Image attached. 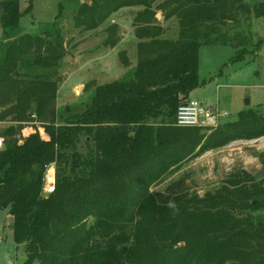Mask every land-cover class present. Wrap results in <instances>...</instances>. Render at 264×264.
Returning <instances> with one entry per match:
<instances>
[{"label": "trees", "instance_id": "obj_1", "mask_svg": "<svg viewBox=\"0 0 264 264\" xmlns=\"http://www.w3.org/2000/svg\"><path fill=\"white\" fill-rule=\"evenodd\" d=\"M154 1L90 0L79 6L74 22L85 29L119 8L142 9L133 18L135 66L96 86L73 115L56 112V82L16 71L30 53L34 66L55 65L64 55L59 36L52 41L47 31L25 33L0 43V120L11 122L0 130V209L12 217L8 226L14 242L24 246L26 264H264V183L238 172L201 195L149 190L185 158L264 136L259 106L215 127L173 122L177 107L199 85L200 45L225 43L224 35L215 36V23L238 9L262 17L264 2L248 7L244 0H162L155 8L178 19V38L168 40L158 38ZM0 7L8 36L17 27L18 0H3ZM237 36L229 41L238 45ZM158 117L163 122L148 121ZM80 136L93 144L86 156L75 150ZM61 163L69 164L68 173L57 169L50 191L49 170L44 188L47 167ZM127 242L121 251L118 245Z\"/></svg>", "mask_w": 264, "mask_h": 264}, {"label": "rangeland", "instance_id": "obj_2", "mask_svg": "<svg viewBox=\"0 0 264 264\" xmlns=\"http://www.w3.org/2000/svg\"><path fill=\"white\" fill-rule=\"evenodd\" d=\"M161 1L155 0L152 3V8L158 13L154 23L161 29L158 38L175 40L179 34L178 19L176 16L164 18V13L155 8ZM259 2L264 0L243 1L248 7ZM89 3L90 0H31L30 8L26 10L29 0H18L20 15L17 27L8 30L6 36L0 24V43L21 34L39 35L44 31L48 32V38L52 41L56 36L62 39L64 55L55 65L34 66L31 64L34 54L30 53L18 62L16 68L23 77L39 76L56 82L55 106L61 116L73 115L82 110L89 103L96 86L126 76L137 62L138 39L133 18L142 6L119 8L96 27L85 29L75 24L74 17L79 6ZM215 24V36L224 35L225 43L220 40L213 45H200L197 69L199 85L189 91L188 97L227 114L226 118L221 117L218 121L233 119L239 110L247 107L259 106L263 109L264 16L256 18L252 13L238 9L230 19ZM236 34L239 35L236 41H241L238 45L235 41H229ZM259 40L263 42L257 45ZM3 48L0 45V58ZM240 53H244L240 59H232ZM66 106L68 109L64 110ZM163 120L161 117L148 119L154 124ZM210 122H214V117L203 121L209 123L208 126L215 127L217 124ZM9 124L11 122L8 120H0V130ZM84 138L80 136L75 145V150L81 156L89 154L93 146L89 138ZM66 152L70 151L67 149ZM50 167L54 173L57 169L64 173L69 171L67 163ZM261 168L263 172L255 176ZM238 172L249 175V182L264 183V136L232 141L196 157L185 158L153 183L149 190L170 196L193 193L201 195L214 192L226 181L227 176ZM260 215L264 217L263 213ZM6 218L7 209H0V264H26L20 262V259L26 258L24 246L14 242ZM129 245L127 242L118 245V248L125 251Z\"/></svg>", "mask_w": 264, "mask_h": 264}, {"label": "built area", "instance_id": "obj_3", "mask_svg": "<svg viewBox=\"0 0 264 264\" xmlns=\"http://www.w3.org/2000/svg\"><path fill=\"white\" fill-rule=\"evenodd\" d=\"M225 112H218L216 109L207 106L203 102H200L195 99H187L186 101L182 102L176 109L175 113V125L178 126H199L202 122L206 119L214 117V120L217 121L222 116H226ZM203 120V121H202ZM0 145H1V138H0ZM49 165L46 169V173L44 176V188L46 184V174L49 170H51V179L49 186H51L50 191L53 189L54 185V170L51 169ZM1 241V237H0Z\"/></svg>", "mask_w": 264, "mask_h": 264}, {"label": "water", "instance_id": "obj_4", "mask_svg": "<svg viewBox=\"0 0 264 264\" xmlns=\"http://www.w3.org/2000/svg\"><path fill=\"white\" fill-rule=\"evenodd\" d=\"M157 15H158V13H156L155 14V16L157 17ZM248 102H246V104H247ZM65 109L67 110L68 109V107L66 106L65 107ZM203 121V120H202ZM263 172V168H261V171L260 172H257L256 174H255V176H258V175H260V173H262ZM12 223V217L11 216H7V218H6V224L7 225H10ZM25 259L23 258V259H20V262H23Z\"/></svg>", "mask_w": 264, "mask_h": 264}, {"label": "crops", "instance_id": "obj_5", "mask_svg": "<svg viewBox=\"0 0 264 264\" xmlns=\"http://www.w3.org/2000/svg\"><path fill=\"white\" fill-rule=\"evenodd\" d=\"M188 98H189V97H188ZM189 99H190V98H189ZM200 102H201V101H200ZM246 102H248V101H246ZM247 104H248V103H247ZM207 106H209V105H207ZM241 110H242V109H241ZM239 111H240V110H239ZM226 117H227V115H226V116H222V118H226ZM234 118H235V117H234ZM217 121H218V120H217ZM217 121L214 120V122H210V124H213V123L216 124ZM219 121H220V120H219ZM219 121H218V122H219ZM202 124H205V123L202 122ZM208 124H209V123H208ZM208 124L206 123L205 125H208ZM45 193H47V192H45ZM7 216H10V215L7 214Z\"/></svg>", "mask_w": 264, "mask_h": 264}, {"label": "clouds", "instance_id": "obj_6", "mask_svg": "<svg viewBox=\"0 0 264 264\" xmlns=\"http://www.w3.org/2000/svg\"><path fill=\"white\" fill-rule=\"evenodd\" d=\"M169 206H170V207H175V205H174V204H170Z\"/></svg>", "mask_w": 264, "mask_h": 264}]
</instances>
